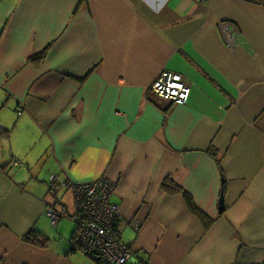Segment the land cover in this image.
<instances>
[{
	"label": "crops",
	"instance_id": "obj_1",
	"mask_svg": "<svg viewBox=\"0 0 264 264\" xmlns=\"http://www.w3.org/2000/svg\"><path fill=\"white\" fill-rule=\"evenodd\" d=\"M100 177L131 263L264 264V0H0V264H96L46 207Z\"/></svg>",
	"mask_w": 264,
	"mask_h": 264
},
{
	"label": "built area",
	"instance_id": "obj_2",
	"mask_svg": "<svg viewBox=\"0 0 264 264\" xmlns=\"http://www.w3.org/2000/svg\"><path fill=\"white\" fill-rule=\"evenodd\" d=\"M151 91L163 100L185 104L191 90L180 74L164 70L152 83ZM20 112L21 110L17 109V113ZM49 185L51 188L57 187L55 177L49 179ZM65 187L73 196V213L67 217L76 226L74 247L93 257L96 264H133L131 250L121 244L117 238L121 215L117 205L111 201L115 189L114 182L100 177L87 183L67 181ZM46 214L53 228H56L57 223L64 218L53 205H47Z\"/></svg>",
	"mask_w": 264,
	"mask_h": 264
},
{
	"label": "rangeland",
	"instance_id": "obj_3",
	"mask_svg": "<svg viewBox=\"0 0 264 264\" xmlns=\"http://www.w3.org/2000/svg\"><path fill=\"white\" fill-rule=\"evenodd\" d=\"M62 191L63 190H61L60 192H62ZM60 192L57 194L59 199H60V202L62 201L65 204V206H63V207H68L69 210L71 211L72 210V203H73L72 192L70 191L72 198H71V196L70 197H64V196H62V194ZM72 213H73V210L69 213V215H71ZM63 216H64V218L58 222L56 229L51 227L50 219L48 220L47 226H48L49 231H50V234L48 236L51 237L52 242L53 241H66L69 243L68 239L70 238V236L73 235V233L75 231L76 226L73 223V221L68 219V217L65 214Z\"/></svg>",
	"mask_w": 264,
	"mask_h": 264
},
{
	"label": "trees",
	"instance_id": "obj_4",
	"mask_svg": "<svg viewBox=\"0 0 264 264\" xmlns=\"http://www.w3.org/2000/svg\"><path fill=\"white\" fill-rule=\"evenodd\" d=\"M6 133V131H2V134ZM29 235V234H28ZM27 236V235H26ZM26 241H28L30 244L39 246V247H45L47 244V238H45L43 235L39 234L38 238L32 236L31 238H26ZM87 256H89L88 254H86Z\"/></svg>",
	"mask_w": 264,
	"mask_h": 264
},
{
	"label": "water",
	"instance_id": "obj_5",
	"mask_svg": "<svg viewBox=\"0 0 264 264\" xmlns=\"http://www.w3.org/2000/svg\"><path fill=\"white\" fill-rule=\"evenodd\" d=\"M224 210V201H223V198H222V195L219 199V203H218V213H222V211Z\"/></svg>",
	"mask_w": 264,
	"mask_h": 264
},
{
	"label": "bare ground",
	"instance_id": "obj_6",
	"mask_svg": "<svg viewBox=\"0 0 264 264\" xmlns=\"http://www.w3.org/2000/svg\"><path fill=\"white\" fill-rule=\"evenodd\" d=\"M203 1V0H202ZM178 74V73H177Z\"/></svg>",
	"mask_w": 264,
	"mask_h": 264
}]
</instances>
